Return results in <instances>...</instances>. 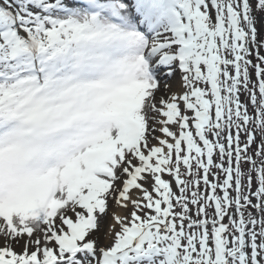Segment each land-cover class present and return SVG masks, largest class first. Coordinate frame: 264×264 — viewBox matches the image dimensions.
<instances>
[{
	"label": "snow or ice",
	"instance_id": "1",
	"mask_svg": "<svg viewBox=\"0 0 264 264\" xmlns=\"http://www.w3.org/2000/svg\"><path fill=\"white\" fill-rule=\"evenodd\" d=\"M0 264H264V0H0Z\"/></svg>",
	"mask_w": 264,
	"mask_h": 264
},
{
	"label": "bare ground",
	"instance_id": "2",
	"mask_svg": "<svg viewBox=\"0 0 264 264\" xmlns=\"http://www.w3.org/2000/svg\"><path fill=\"white\" fill-rule=\"evenodd\" d=\"M161 86H164V83H161ZM179 87L178 83L176 81H171V90L175 91Z\"/></svg>",
	"mask_w": 264,
	"mask_h": 264
},
{
	"label": "rangeland",
	"instance_id": "3",
	"mask_svg": "<svg viewBox=\"0 0 264 264\" xmlns=\"http://www.w3.org/2000/svg\"><path fill=\"white\" fill-rule=\"evenodd\" d=\"M163 83V82H162ZM171 83V82H170ZM165 87V85L164 86H161V89H163Z\"/></svg>",
	"mask_w": 264,
	"mask_h": 264
}]
</instances>
